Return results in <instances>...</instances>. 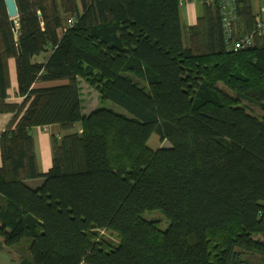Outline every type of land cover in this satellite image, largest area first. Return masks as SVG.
<instances>
[{
  "label": "trees",
  "instance_id": "trees-1",
  "mask_svg": "<svg viewBox=\"0 0 264 264\" xmlns=\"http://www.w3.org/2000/svg\"><path fill=\"white\" fill-rule=\"evenodd\" d=\"M16 3L14 27L0 0V114H14L0 136V252L29 240L21 264L264 263V36L232 51L219 0L188 27L182 0ZM234 7L232 40L257 15L252 0ZM10 60L21 104L7 102ZM82 82L132 116L85 115ZM50 125L81 132L52 139L42 174L30 129ZM153 134L171 147H149ZM154 211L166 229L144 218Z\"/></svg>",
  "mask_w": 264,
  "mask_h": 264
},
{
  "label": "crops",
  "instance_id": "crops-1",
  "mask_svg": "<svg viewBox=\"0 0 264 264\" xmlns=\"http://www.w3.org/2000/svg\"><path fill=\"white\" fill-rule=\"evenodd\" d=\"M203 5H204L203 2H195L182 6L181 16H182V23L184 26L188 27L196 24L198 18L203 14ZM262 5H263V0H256L255 3L253 4V8L258 9V11H260ZM201 9H202V13H201ZM199 12L201 13V15L199 14ZM45 55L47 54H43L41 56L33 58L32 62L44 63L48 58L49 54L47 56ZM9 66H10V76H11V87L8 90L7 102L21 104L24 101V98L17 95L18 83H17L15 60H10ZM84 84L85 82H82L81 87H83ZM43 85L45 86L47 84H43ZM37 86H41V85H37ZM84 97H85L84 89L82 88L81 98L83 100V107H84L83 113L85 115H89L93 110H95V108L87 112L85 108L86 105L84 102ZM101 105L99 107H101ZM13 117H14L13 113L0 114V136L6 130L8 125L11 123ZM80 132H81L80 126H77L74 130H67V131L63 130L60 125L34 127L30 129V134L34 138V142H35V152H36L38 168L40 173L46 174L52 167V163H53L52 139L57 138L58 140H61L62 138L72 134H80ZM43 182H44V178L31 179L25 181V183L32 188L40 187L43 184ZM248 259H249V264H252L254 260L258 264H264L259 256H249Z\"/></svg>",
  "mask_w": 264,
  "mask_h": 264
},
{
  "label": "rangeland",
  "instance_id": "rangeland-1",
  "mask_svg": "<svg viewBox=\"0 0 264 264\" xmlns=\"http://www.w3.org/2000/svg\"><path fill=\"white\" fill-rule=\"evenodd\" d=\"M256 0H252V3L254 4ZM263 6V5H262ZM255 12L257 14L258 9H255ZM201 13H202V9H201ZM201 13L199 12V14L201 15ZM256 20H257V15H256ZM48 55V54H47ZM45 55V56H47ZM49 57V56H48ZM47 60V59H46ZM86 84V83H85ZM83 85V89H84V102H85V108L87 110V112L93 110L94 108L97 109L99 108V106L101 105V107L103 108H108V109H112L113 111H115L118 114H125L128 116H132L124 107L114 103L113 101H101V97L100 94L98 93V91H96L95 89H91L90 86L88 87L87 85ZM221 89H225V87L221 84L220 85ZM230 95L234 94L227 90ZM244 105L247 106L248 110L258 116H261L263 114L262 110L254 105H251L247 102H243ZM149 147H151L154 150H157L158 148H165V147H171V144L169 141L165 140V141H161L160 137L157 134H153L152 137L150 138L149 142H148ZM144 218L147 220H153L159 223L160 225V229L164 230L169 226V223L167 221V219L164 217V215L160 212V211H154V212H147L144 215ZM104 237H107V239L111 242H114V244H118L119 243V238L111 233H107V232H102L101 233ZM29 244L30 241L29 240H25L24 242H22L21 244H19L18 246L15 247H6L3 249V251L0 252V264H21L22 260L27 257V255H29L28 253V248H29ZM250 255V254H249ZM248 258V257H247ZM248 260V259H246ZM252 264H258L255 260Z\"/></svg>",
  "mask_w": 264,
  "mask_h": 264
},
{
  "label": "built area",
  "instance_id": "built-area-1",
  "mask_svg": "<svg viewBox=\"0 0 264 264\" xmlns=\"http://www.w3.org/2000/svg\"><path fill=\"white\" fill-rule=\"evenodd\" d=\"M222 4V16L224 27L226 31V35L228 40L231 42L229 47L232 51L238 52L240 50H244L247 48H251L254 45V37L255 36H264V0L263 6L261 7L260 11L257 12V20H256V27L255 30L250 34L246 35L240 39L232 40V23L235 19V7L234 2L235 0H219ZM195 2H214V0H182V5H187L189 3ZM67 26H72L74 24V19H69L67 22Z\"/></svg>",
  "mask_w": 264,
  "mask_h": 264
},
{
  "label": "water",
  "instance_id": "water-1",
  "mask_svg": "<svg viewBox=\"0 0 264 264\" xmlns=\"http://www.w3.org/2000/svg\"><path fill=\"white\" fill-rule=\"evenodd\" d=\"M4 1L7 8L8 16L11 18L13 26L16 27L15 25L16 19L19 16L16 0H4Z\"/></svg>",
  "mask_w": 264,
  "mask_h": 264
}]
</instances>
